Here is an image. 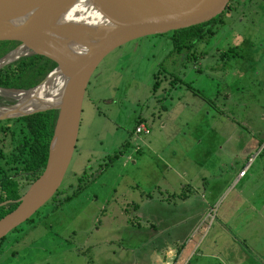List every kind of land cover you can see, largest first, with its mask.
<instances>
[{"label": "rangeland", "instance_id": "374dc122", "mask_svg": "<svg viewBox=\"0 0 264 264\" xmlns=\"http://www.w3.org/2000/svg\"><path fill=\"white\" fill-rule=\"evenodd\" d=\"M166 41L95 66L58 186L82 188L8 231L0 264H264V0H229L181 52Z\"/></svg>", "mask_w": 264, "mask_h": 264}, {"label": "water", "instance_id": "95a60500", "mask_svg": "<svg viewBox=\"0 0 264 264\" xmlns=\"http://www.w3.org/2000/svg\"><path fill=\"white\" fill-rule=\"evenodd\" d=\"M228 1L0 0V40L18 41L0 56V66L12 60L9 54L18 48L23 49L19 55L40 54L55 62L31 87L0 89L29 91L52 80L55 74L64 79L56 102L13 98L0 103V119L56 109L44 165L15 199V206L0 216V237L33 214L60 185L76 141L83 93L98 62L130 39L217 16ZM73 4L97 9L106 25L63 23L59 12Z\"/></svg>", "mask_w": 264, "mask_h": 264}, {"label": "trees", "instance_id": "16d2710c", "mask_svg": "<svg viewBox=\"0 0 264 264\" xmlns=\"http://www.w3.org/2000/svg\"><path fill=\"white\" fill-rule=\"evenodd\" d=\"M218 16L220 14L198 23L172 29V47L176 50L182 47L188 49L195 39L201 37L202 33L210 32L212 23L218 19ZM17 43L16 40H0V56ZM54 65L53 60L40 54L20 55L0 67V86L31 87L39 82ZM154 84L153 87H155ZM55 115L56 109L48 108L13 118L0 119V158H4L3 162H0V200H13L8 202L7 207L0 206V216L15 206L14 199L23 192L26 185L37 176L44 165ZM138 120H140L139 117L135 118L133 125ZM119 152L116 150L108 155L105 163L115 158ZM2 163H10V167H5ZM20 186L25 187L21 189ZM81 188L82 186H76L71 193H65V188L58 187L47 200L48 205L51 207L59 205L61 201L66 200ZM36 212L37 209L33 214ZM33 214L23 222L32 221ZM19 227L20 224L12 229L17 231ZM4 237L5 235L0 237V243Z\"/></svg>", "mask_w": 264, "mask_h": 264}, {"label": "bare ground", "instance_id": "6f19581e", "mask_svg": "<svg viewBox=\"0 0 264 264\" xmlns=\"http://www.w3.org/2000/svg\"><path fill=\"white\" fill-rule=\"evenodd\" d=\"M58 18H60L63 23H75L81 25L85 24L92 26L106 25L101 13L89 5H70L59 12ZM22 51V48L12 50L9 54V58H15ZM63 80V78L55 74L52 80L32 90L24 91L0 89V93L7 96L9 95L10 97H16L19 99V101L24 99L30 102H56L63 84Z\"/></svg>", "mask_w": 264, "mask_h": 264}, {"label": "flooded vegetation", "instance_id": "af4514ba", "mask_svg": "<svg viewBox=\"0 0 264 264\" xmlns=\"http://www.w3.org/2000/svg\"><path fill=\"white\" fill-rule=\"evenodd\" d=\"M227 5V4H226ZM226 7V6H225ZM224 7V8H225ZM223 8V9H224ZM222 9V10H223ZM157 33H159V35L161 36V37H164V36H166V42L167 43H169V51L171 52V53H175V52H181V49H183V47L180 49V50H176L175 48H173L172 47V39H171V37L173 36V30L172 29H169V30H166V31H162V32H157ZM160 33H167V35H165V34H160ZM153 34H155V33H153ZM186 49V48H185ZM175 51V52H174ZM186 55V54H185ZM1 67V66H0ZM160 69V73L162 72V73H164L165 72V70L167 69L166 68V66L164 65V63H163V61H162V67L161 68H159ZM157 71V70H156ZM156 76V72L154 73V77ZM90 77V76H89ZM88 82V81H87ZM11 100V98L9 97V96H7V95H3V94H0V103H7V102H9ZM15 200V199H14ZM13 201V200H12ZM12 201H10V199H4V200H0V202H2V203H0V206H3V205H9V203L8 202H12ZM16 201V200H15Z\"/></svg>", "mask_w": 264, "mask_h": 264}, {"label": "built area", "instance_id": "2783aa9c", "mask_svg": "<svg viewBox=\"0 0 264 264\" xmlns=\"http://www.w3.org/2000/svg\"><path fill=\"white\" fill-rule=\"evenodd\" d=\"M134 132L135 133H147L148 132V127L144 123H138L134 126Z\"/></svg>", "mask_w": 264, "mask_h": 264}]
</instances>
